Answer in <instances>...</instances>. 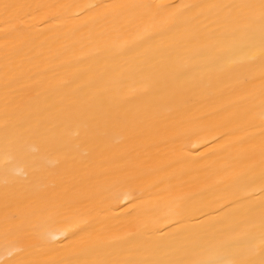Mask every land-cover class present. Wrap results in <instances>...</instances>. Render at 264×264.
Returning a JSON list of instances; mask_svg holds the SVG:
<instances>
[{
	"label": "bare ground",
	"instance_id": "6f19581e",
	"mask_svg": "<svg viewBox=\"0 0 264 264\" xmlns=\"http://www.w3.org/2000/svg\"><path fill=\"white\" fill-rule=\"evenodd\" d=\"M0 264H264V0H0Z\"/></svg>",
	"mask_w": 264,
	"mask_h": 264
}]
</instances>
